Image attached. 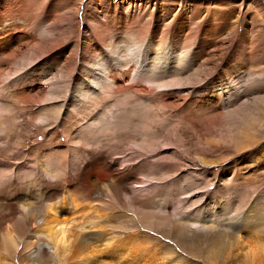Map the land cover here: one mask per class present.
<instances>
[{
	"label": "rangeland",
	"instance_id": "374dc122",
	"mask_svg": "<svg viewBox=\"0 0 264 264\" xmlns=\"http://www.w3.org/2000/svg\"><path fill=\"white\" fill-rule=\"evenodd\" d=\"M0 117V234L70 195L61 264H264V0H0Z\"/></svg>",
	"mask_w": 264,
	"mask_h": 264
},
{
	"label": "bare ground",
	"instance_id": "6f19581e",
	"mask_svg": "<svg viewBox=\"0 0 264 264\" xmlns=\"http://www.w3.org/2000/svg\"><path fill=\"white\" fill-rule=\"evenodd\" d=\"M153 44V42H152ZM150 45H151V42H150ZM128 49H132V48H129ZM128 50V52L130 51ZM116 52V51H115ZM131 52V51H130ZM134 53V52H133ZM132 55H135L133 54ZM129 56V60L126 61V65H129V67L131 66L132 68H137V63H139V61L137 62L135 60V58L133 56H130V54L128 55ZM179 59V58H178ZM181 62V63H180ZM115 63V62H114ZM130 63V64H129ZM179 63L180 65H182V63H184L182 60H179ZM123 65V64H122ZM143 66V61H142V64ZM109 68H108V72L109 74H111L112 72H115L116 71V68L117 67V64H112V63H109ZM181 67V66H180ZM183 67V66H182ZM111 68V69H110ZM122 68V66H121ZM181 69V68H180ZM96 71V70H95ZM137 71V70H136ZM119 72V70H118ZM125 73V72H124ZM122 73L121 74V77L124 78L125 74ZM155 73H162V75H165L167 74V72L164 70V68H156L154 71H153V75H155ZM147 72H144V71H141V72H136V74H133V76L131 77V84L129 83V89H133V87L135 85H137L139 82L137 81H140V80H143L142 78H144V80L147 82L150 81V82H153L152 78H150V74H149V77H147ZM109 77V76H108ZM116 80V79H115ZM186 81V80H185ZM142 82V81H141ZM176 82V83H174ZM189 82V81H188ZM102 83V82H101ZM154 83V82H153ZM107 84V83H106ZM151 84V83H150ZM182 82H180V80L178 81H174L173 80V83H169V84H164V85H158L156 88L155 87H152L153 89L157 90V89H160V93L163 94L164 91L166 90H169L173 87H179V86H182ZM187 84V83H186ZM185 84V85H186ZM109 85V84H108ZM99 86V85H98ZM105 86V85H104ZM111 87V86H110ZM105 88V87H104ZM103 89V88H102ZM110 89V88H109ZM108 90V89H107ZM109 91V90H108ZM110 92V91H109ZM137 91H133V94L134 96H137L136 94ZM132 93V91H131ZM141 93V92H140ZM139 93V94H140ZM105 94V93H104ZM107 94V92H106ZM87 99V98H86ZM96 99V98H95ZM94 100V98H93ZM87 101V100H86ZM95 101V100H94ZM104 109L106 107H103ZM103 109V110H104ZM111 111V110H110ZM2 117H0L1 119ZM230 127L234 128L235 130H232L230 129V133H231V136H232V140L236 137H239L240 135H244L243 131L240 130V126L237 124L233 127V124L230 122L229 123ZM231 138V137H230ZM236 140V139H234ZM238 142V139L237 141ZM234 142V143H236ZM48 167V166H47ZM97 168V167H96ZM101 171V170H100ZM70 190V189H69ZM118 191V190H117ZM116 191V193H117ZM119 192V191H118ZM13 193V192H12ZM71 192L67 193V194H70ZM124 193V192H123ZM16 195V194H15ZM118 195V194H117ZM120 196V195H119ZM118 196V197H119ZM115 197V196H114ZM121 197V196H120ZM18 199V198H17ZM1 200V199H0ZM44 202V201H43ZM11 204V203H10ZM59 206H56V205H50V206H47L45 208V210H47V214L49 217H51L52 220H50V222H48V225H46V228L44 231H34L32 233H29L21 227L19 221L18 222H14L12 224V226H10V224L7 225V232L5 233V231H3L2 234H0V252H2V255L4 253V255H7L8 258L11 257V259H13V256L14 254L16 255L18 250L19 249V246L21 247V245L19 244V242H22L23 239H25L24 243H23V247H25V250L26 249H30V248H34L35 245H37L39 243V241H37L40 237L42 238H45L46 239V244L47 246H49V248L53 249L54 251V260L56 259L57 263L58 264H61L62 261L64 260L66 254H68L70 252V249H71V245H72V242H73V239L76 237V233L73 229V227H71V219H65V215L66 213L69 212L70 209H75L76 208H79L80 206L76 204L75 200L69 195V197H64L62 198V200H60L58 202ZM87 205V204H86ZM9 207V206H8ZM14 210V209H13ZM90 210V208H89ZM10 217H14V215H9ZM16 216V215H15ZM88 217V216H87ZM100 218H102V216H98ZM8 218V216L4 215L3 216V219L1 220H4L6 221L5 219ZM15 218V217H14ZM13 218V219H14ZM48 218V217H47ZM12 219V218H11ZM9 219V220H11ZM8 220V219H7ZM45 220V219H44ZM12 221V220H11ZM49 221V220H48ZM47 222V221H46ZM37 223V222H36ZM40 223V222H39ZM44 223V222H43ZM34 224V223H33ZM45 224V223H44ZM99 224V222H98ZM90 225H92L93 227L97 224H94V223H90ZM23 226V225H22ZM40 227V226H39ZM42 227V226H41ZM43 228V227H42ZM44 229V228H43ZM39 230V229H38ZM220 235V234H219ZM36 240V241H34ZM223 243V242H222ZM44 245H40V250L44 249L43 248ZM52 251V252H53ZM21 253V252H20ZM19 253V255H20ZM41 258L40 260H38V258L35 261V263L33 264H49L48 260H45L44 257H46V254L45 253H42L41 255ZM1 258V256H0ZM8 258L6 259H2V260H6L7 263H9L7 260ZM0 259V260H1ZM38 260V261H37ZM4 262V261H3ZM5 262V263H6ZM21 262V261H20ZM1 263V261H0ZM6 263V264H7ZM22 263V262H21ZM24 263V262H23ZM22 263V264H23ZM3 264V263H1Z\"/></svg>",
	"mask_w": 264,
	"mask_h": 264
}]
</instances>
